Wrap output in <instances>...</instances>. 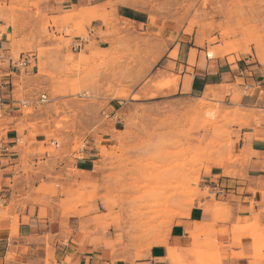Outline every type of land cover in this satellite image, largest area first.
Returning <instances> with one entry per match:
<instances>
[{
  "label": "rangeland",
  "instance_id": "rangeland-1",
  "mask_svg": "<svg viewBox=\"0 0 264 264\" xmlns=\"http://www.w3.org/2000/svg\"><path fill=\"white\" fill-rule=\"evenodd\" d=\"M45 1L22 0L17 7L10 60L0 58V87L4 83L9 93L15 88L14 98L25 103L26 116L54 123L51 131L60 146L51 144L42 152L61 154L69 144L78 150L86 137L96 138L109 157L108 172L101 185L79 186L65 210L86 205L85 212L95 214L94 230L111 248L113 261L145 256L167 241L176 217L209 195L202 186L204 168L217 163L212 161L216 156L222 164L234 161L231 125L241 121L219 100L164 94L163 84L177 76L162 69L160 56L167 41L182 36L191 37L205 56L213 50L231 62L253 54L264 61V0H110V10L103 8L99 16L104 29L95 28L92 21L98 17L88 10L74 7L54 15L43 8ZM122 3L146 10L154 32L140 31L115 15V6ZM78 39L86 42L76 52L72 47ZM22 55H29L31 63L18 68ZM10 74L13 82L3 79ZM44 93L48 98L41 102ZM250 226L252 247L261 242L264 247V224ZM8 227L15 242L19 215L0 200V232ZM212 231L196 238L176 264H224L228 255L194 254L199 247L219 252ZM3 262L58 264L49 243L39 253L28 245L10 248Z\"/></svg>",
  "mask_w": 264,
  "mask_h": 264
},
{
  "label": "crops",
  "instance_id": "crops-1",
  "mask_svg": "<svg viewBox=\"0 0 264 264\" xmlns=\"http://www.w3.org/2000/svg\"><path fill=\"white\" fill-rule=\"evenodd\" d=\"M109 2L47 0L42 5L54 15L74 7L88 10L98 17L92 21L95 28L104 29L99 16L103 8L110 10ZM21 3L22 0H0V58L5 57V60H10V36H14V20L20 14L17 7ZM114 14L140 31L154 32L144 9L122 3L115 6ZM166 31L167 28L164 33ZM76 41L82 47L86 42ZM79 42L72 47L76 52ZM167 46L160 56L162 69L178 76V86L176 90L166 88L162 92L178 97L219 100L241 119L231 125L234 161L222 164L223 158L216 156L212 161L217 163L204 168L202 186L210 189L209 195H201L188 211L176 217L165 243L154 245L145 256L132 255L113 261L111 248L104 244L102 234L99 236L94 230L95 214L86 213V205L65 210L68 198L79 186L90 190L94 184L103 183L109 157L102 154L94 136L86 137L84 146L78 150L72 151L69 144L61 154L42 152V147L53 144L58 149L60 146L51 131L54 123L47 118L26 116L25 103L14 98L15 88L9 93L2 83L0 200L4 205H11V212L19 215V235L11 242L10 228L1 230L0 264H4L3 258L10 248L22 250L28 245L31 252L39 253L46 249L47 243L58 264H176L181 252L190 249L196 238L203 239L202 234L208 228L214 231L212 235L219 252L199 247L194 252L197 257L209 256L211 251L218 258L221 253L228 255L224 264H260L263 249L252 247V234L247 230H253L250 225L254 221L264 224V61L253 54L231 62L228 56L216 57L213 50L205 56V50L191 37L169 40ZM3 77L7 81L15 80L11 74ZM43 95L45 98L41 102L48 98L46 93ZM253 249L254 259L250 261ZM234 252L238 256H232Z\"/></svg>",
  "mask_w": 264,
  "mask_h": 264
},
{
  "label": "bare ground",
  "instance_id": "bare-ground-1",
  "mask_svg": "<svg viewBox=\"0 0 264 264\" xmlns=\"http://www.w3.org/2000/svg\"><path fill=\"white\" fill-rule=\"evenodd\" d=\"M167 76V75H166ZM167 80V79H166ZM165 81V80H164ZM156 82H157V80H156ZM159 83V82H158ZM158 83H156L155 84V86L156 85H158ZM160 83H161V80H160ZM163 83V82H162ZM177 86H178V76L177 77H175V78H170V80L168 81H166L165 82V84H163V89H165V88H167V89H170V90H176L177 89ZM156 88H158V87H156ZM155 88V89H156ZM159 89H160V87H159ZM152 90V89H151ZM150 90V91H151ZM155 91V90H154ZM169 91V90H168ZM152 92V91H151ZM172 92V91H171ZM154 93H156V92H154ZM169 93V92H168ZM149 94H150V92H149ZM148 94V95H149ZM160 94V93H159ZM162 94V93H161ZM165 94V93H164ZM167 94V93H166ZM153 95H155V94H153ZM147 97H149V96H147ZM153 97V96H152ZM255 248H257V249H263L264 247H263V243L261 242L258 246H254Z\"/></svg>",
  "mask_w": 264,
  "mask_h": 264
},
{
  "label": "built area",
  "instance_id": "built-area-1",
  "mask_svg": "<svg viewBox=\"0 0 264 264\" xmlns=\"http://www.w3.org/2000/svg\"><path fill=\"white\" fill-rule=\"evenodd\" d=\"M81 45L80 43L77 44V46ZM29 63H31V58L29 55H22L19 60L15 63V66L20 68V67H25ZM45 98V95H42V99Z\"/></svg>",
  "mask_w": 264,
  "mask_h": 264
}]
</instances>
